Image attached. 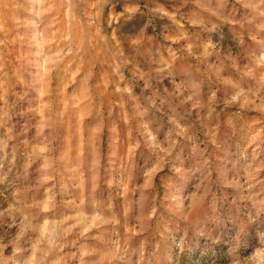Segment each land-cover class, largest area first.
Segmentation results:
<instances>
[{
	"label": "rangeland",
	"instance_id": "obj_1",
	"mask_svg": "<svg viewBox=\"0 0 264 264\" xmlns=\"http://www.w3.org/2000/svg\"><path fill=\"white\" fill-rule=\"evenodd\" d=\"M0 264H264V0H0Z\"/></svg>",
	"mask_w": 264,
	"mask_h": 264
}]
</instances>
